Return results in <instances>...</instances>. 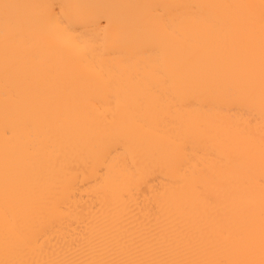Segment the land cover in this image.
I'll return each mask as SVG.
<instances>
[{
  "label": "bare ground",
  "instance_id": "obj_1",
  "mask_svg": "<svg viewBox=\"0 0 264 264\" xmlns=\"http://www.w3.org/2000/svg\"><path fill=\"white\" fill-rule=\"evenodd\" d=\"M0 264H264V0H0Z\"/></svg>",
  "mask_w": 264,
  "mask_h": 264
},
{
  "label": "snow or ice",
  "instance_id": "obj_2",
  "mask_svg": "<svg viewBox=\"0 0 264 264\" xmlns=\"http://www.w3.org/2000/svg\"><path fill=\"white\" fill-rule=\"evenodd\" d=\"M45 15L44 22L47 23L58 41L62 44H72L79 45L81 47L85 46L78 40H73L72 28L64 20L63 13H58L56 11V5H44Z\"/></svg>",
  "mask_w": 264,
  "mask_h": 264
}]
</instances>
